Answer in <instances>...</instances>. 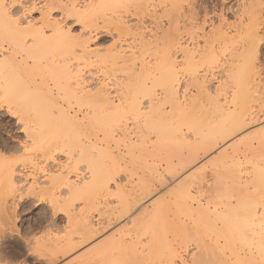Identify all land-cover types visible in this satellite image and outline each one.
Returning <instances> with one entry per match:
<instances>
[{"label": "bare ground", "instance_id": "bare-ground-1", "mask_svg": "<svg viewBox=\"0 0 264 264\" xmlns=\"http://www.w3.org/2000/svg\"><path fill=\"white\" fill-rule=\"evenodd\" d=\"M44 1L46 3H41V8L32 4L20 7L24 14L22 20L16 17L17 11L13 12L16 9L11 12L6 0H0L7 5L6 8L0 7V104L8 107L13 105L14 113H20L22 120H25L23 125L21 124L26 133L24 151L41 149L50 154L61 152L64 157L54 161L56 169L45 171L43 177H39L41 180L34 179L31 182L28 179V175H33L31 172L25 175V169L17 165V162L5 159L0 153V205H7L9 200H15L26 192L48 202L55 200L62 206L69 230L60 235L61 237L57 236V233L51 234L53 230L49 231L50 234L41 237L37 243L36 240L34 242L41 251L52 257L59 252L64 256L68 255L71 250L89 242L109 228L114 221L129 218L130 226L126 225L127 229L124 226L125 229L119 227L121 230L111 231L109 236L106 235L107 237L88 247L89 249L84 248L86 251L83 250V253L81 250L80 254L76 252L75 258H72L78 264H178L182 259L178 258L177 245L189 250L187 244L190 245V242L194 245V250L190 253L193 257L192 264H264L263 125H260L258 130L245 134V137L237 138L234 144L231 142L230 149L221 148L226 144L229 146L232 138L264 118V96L263 99L258 96L262 102H259L260 105H256L258 102L252 105L250 99L251 91L261 89L258 87L259 82L264 80L258 72L260 64L257 67L253 62L254 56L252 57L258 51V42L262 40L258 23L254 21L256 17L257 21L264 20L262 15L258 18V15L262 14L263 0H249V5V1H246V4L242 2L244 10H250L252 24L246 28L243 26L240 32L235 29L242 33L239 35L245 42L242 41L244 45L236 48L231 44L230 47L233 46L235 51L227 54L228 59L223 52L235 39V33L231 36L226 31L230 28H227L230 22H226L228 25L225 23V10L222 8L221 14L218 15L223 25L216 28L213 26L216 22H210L213 27L208 32L204 31L203 35L200 34L205 43L203 48L199 45L201 49L197 47L199 43L196 44L197 49L186 46L182 48L180 45L183 57L181 61L177 60L171 51L172 45H178V42H172L169 46L171 48L163 49L164 45L158 44L156 37L152 42H156V48H161L154 50L150 45L146 47L149 41L139 35L142 45L139 43L141 48L139 46L138 51H113V44V49L105 52L103 48V53L99 47H90L92 35L88 34L90 37L86 38L85 34L86 39L77 42L76 38L72 40L73 33L70 28L65 26L66 23L63 24L64 18L75 17L86 28L96 27L98 22H102V26L104 22H107L106 25L116 22L117 28L126 22L122 19L123 15L118 14L124 3L136 2L138 7L134 4L135 9L137 7L138 10L146 12L150 10L148 2L151 0ZM193 1L189 3L194 5L196 2ZM178 2L180 6L183 1ZM174 3L170 5L178 6ZM142 5L147 8L144 9L145 6ZM193 5L189 8L191 11L187 7L189 13L195 7ZM36 8L41 14L38 19L32 16L34 11H38ZM57 10L61 11L63 17L57 19L52 16L53 11ZM195 10L194 18H197ZM133 12L132 14H135V11ZM164 12L167 13L165 10ZM140 14L142 16L144 13H139V17ZM190 16H193V13L187 16L189 21L192 18ZM203 20L204 27L207 18ZM171 22L178 23L176 20ZM191 23L196 24L194 21ZM237 23L239 24L238 21ZM217 24L219 25V21ZM127 26L126 24V28L133 27L132 24V27ZM174 26L172 25L173 32ZM136 27L139 26L133 28L136 30ZM191 27L194 28L192 25ZM122 28L121 26V30ZM128 30V33L131 32ZM135 30L132 31L134 34L140 29ZM163 33L161 37L164 38L168 37L166 34H170ZM134 34L132 36L137 37L139 32ZM197 35L195 36L198 37ZM164 38L160 41L158 37V42L166 43ZM252 52L255 54H251ZM148 53L151 56L153 54L154 58L148 59ZM223 57L226 64L223 63ZM93 65L105 73V78L110 75V79L116 72H121V77L118 76L119 79L114 83L113 79L109 80L110 84L107 80H101L95 85H86L83 68ZM219 67L222 72L219 77L221 82H217V88L213 85L215 89H211L208 84L209 72H215L214 69ZM183 74V77L187 78L186 85L197 89L196 94L190 90L193 94L187 96L188 98L183 97L189 94L185 92L182 95L183 91L181 93V87L184 86ZM113 78L116 79L115 76ZM110 86H113L118 94L110 90ZM112 92L119 97L115 99ZM76 104L78 109L72 113L70 109ZM64 105H68V109ZM78 112L83 113L82 116ZM99 130L103 132L102 137L94 136ZM252 139L258 140L255 145L259 148L254 146L261 151L258 152L252 147ZM112 140L116 141L114 143L124 142L125 150L121 151V154L119 150L118 154L113 151L114 147L110 144ZM259 141L263 142V145L260 144L262 149L259 146L262 142ZM220 144L222 153H219ZM241 144L243 145L240 146ZM115 145L119 148L118 144ZM244 146L249 153L255 150L252 156L250 154L245 157L247 152L241 148ZM217 147L219 152L216 157L206 160L213 165L212 168L209 167L210 173L204 161L200 162L204 166L193 170L196 161L203 157V154H211ZM134 153L139 155L137 157L142 162L135 159ZM127 154L131 156L129 161ZM149 158L153 160L152 163L148 162ZM122 161L125 162L124 167L121 166ZM130 162L147 169L143 175L141 173L140 177H137V181L132 177L140 169H133L135 173H132L133 170L130 171L129 168L134 165L128 168ZM247 163L249 165H246ZM127 168L131 172L130 175L122 172L127 171ZM187 168L189 171L193 168V171L186 174ZM120 173H123L125 178ZM179 174L186 175L179 179ZM175 177L177 178L173 182L177 183H174L170 190L168 188V194L159 195L161 197H155L153 200L146 199L155 193L156 189L159 190L160 186L165 187L168 180L170 181L169 178L172 180ZM123 180L126 182L122 184ZM111 203L114 206L111 207ZM109 206L111 208H108ZM138 209L137 215L132 217V213ZM103 212L109 214L102 216L100 222L96 223L95 214L100 217ZM180 250L183 249L179 248ZM176 258L179 259L178 262ZM184 261H181V264H187Z\"/></svg>", "mask_w": 264, "mask_h": 264}, {"label": "rangeland", "instance_id": "rangeland-1", "mask_svg": "<svg viewBox=\"0 0 264 264\" xmlns=\"http://www.w3.org/2000/svg\"><path fill=\"white\" fill-rule=\"evenodd\" d=\"M26 3H24V2ZM6 0V2L8 3V8H9V6H10V8H9V10L12 12L14 9H16V10H14L13 12H16L17 11V14L16 15H18V16H16L17 18H20V19H22L23 20V18H24V14H23V12H21V10H22V8H20V7H27L29 4H32L33 6L35 5L36 7H42L45 3H46V1H44V0ZM27 1V2H26ZM31 1V2H30ZM149 1V0H148ZM171 1V0H170ZM168 1V0H151V1H149L148 2V9H150V10H145L146 12H143L144 10H138L137 9V5H136V2H129L130 3V5H129V3L128 2H126V3H124L123 5L126 7V8H124V6H123V8L121 9L120 8V11H119V15L121 14V16H122V19L124 20V21H126V22H124V25H123V23H121V25H119L117 28L115 27V25L117 24L115 21H116V19L113 21V22H115V23H109V24H107L106 25V23L107 22H104V26H102L101 24H102V22L100 23V22H98L99 24L95 27H92V26H88L87 28H86V26L85 25H83V23L82 22H80L79 20H76L75 19V17H69V18H67V19H63L64 21V23L63 24H65V26L66 27H69L70 28V32L72 31V33H73V36H72V33H70V35L73 37L72 38V40H74L75 38L77 39V40H75V41H77V42H79L78 40H80V41H82L84 38H85V34H86V38L88 37H90L88 34H90V35H92V37H90L91 39H90V47H93V46H95L94 47V49H97L98 47V49H101L100 51L101 52H103V48L105 49V52L106 51H109V50H111V49H113L114 48V46H113V44L115 45V48H114V50L113 51H118V50H120V51H122V52H124V50H125V52H131L132 50H136V51H138V47L140 46V45H142V41H141V38L139 39L138 37H139V35L141 36V35H143L144 36V40L146 39L147 41H149V43H147V45H146V43H145V45H146V47H149V45H150V47L151 48H154V50L155 49H159V48H161V47H155L154 46V44L156 43V42H152L156 37H157V43L158 44H160V43H162V44H160V45H164V47H162L163 49H165L166 47H168L167 49H169V48H171V47H169L170 45H172L173 43L175 44L176 42H178L179 44L178 45H172V53H174V55H175V57L177 58V60H179V61H181L182 59H183V57H182V50H181V47L182 48H184L185 46L186 47H191V48H195V49H197L196 48V44H198L197 45V47L199 48V49H201V48H203V44H205V43H203L204 42V37H202L200 34H202L203 35V32L205 31V32H208L209 31V29L210 28H212L213 26H215L216 28H217V26H221V25H223L222 23H220V18H219V15L221 14L220 12L224 9L225 10V23L228 21V22H230V23H226L228 26H227V28H229V30H226L227 32H228V34L229 35H231V36H234V33H235V37H233V38H235L234 40H233V42H230V44H228V48H230V50L228 49H226V51L225 52H223L224 53V56H225V58L226 59H228V55H229V53H231V51H235V48L236 47H239V46H242V45H244V40H242V38L243 37H241L240 35H242V33H239L240 32V29H242L243 28V26H244V28H246V26L248 25V26H251V16H249V14H251L250 13V10H247V11H245L244 10V7H242V6H244V4H246L247 2L246 1H249V0H174V1ZM178 1H183L181 4L182 5H180L179 6V2ZM196 2V3H194V5L192 4V3H189V2ZM238 1V2H237ZM241 3H240V2ZM251 1V0H250ZM250 1L248 2V5H249V3H250ZM262 0H259V2H261ZM264 1V0H263ZM261 2V13L262 14H259L258 16V18H264V2ZM40 2V3H39ZM44 2V3H43ZM152 2V3H151ZM159 2V3H158ZM169 2V3H168ZM174 2H176V5H178V6H176V7H178V8H176V7H172L170 4H172V5H174L175 3ZM226 2V3H225ZM242 2H244V4H242ZM246 2V3H245ZM20 3H22V4H20ZM36 3V4H35ZM41 3L43 4V5H41ZM151 5H150V4ZM224 3V4H223ZM237 3V4H236ZM134 4L137 6L136 7V9H135V6H134ZM233 4V5H232ZM235 4V5H234ZM19 5V6H18ZM25 5V6H24ZM32 5H31V7H32ZM127 5H129V6H127ZM150 5V6H149ZM154 7H153V6ZM186 5H191V7H192V5L193 6H195V7H193V8H195L194 10L196 11V15L198 16L197 18H194L195 17V12H194V10H193V8H192V12L191 13H193V16H190V18H191V21H189V17L187 18V16H189V15H191V13H189V11H191V9H189L190 7H188V9H189V11L187 10V7H186ZM241 5V6H240ZM30 6V5H29ZM121 6V7H122ZM142 6H145V5H142ZM183 6V7H182ZM236 6H238V7H236ZM247 6V5H246ZM40 7V8H41ZM203 7V8H202ZM230 7V8H229ZM231 7H233L232 9H231ZM130 10H129V9ZM147 7L145 6V8L144 9H146ZM172 8V10L170 11V9ZM198 8V9H197ZM223 8V9H222ZM239 8V9H238ZM126 9V10H125ZM135 9V10H134ZM142 9V8H141ZM179 9V10H178ZM217 9V10H216ZM231 9V10H230ZM242 9V10H241ZM36 10H38L37 8H36ZM122 10V11H121ZM138 12H137V11ZM164 10L165 11H167V13H165L164 12ZM169 10V11H168ZM205 10V11H204ZM219 10V11H218ZM232 10H235V11H232ZM237 10V11H236ZM241 11V12H239V11ZM244 10V11H243ZM124 11V12H123ZM133 11H135V14H132V13H134ZM181 11V12H180ZM188 11V12H187ZM199 11V12H198ZM243 11V12H242ZM20 12V13H19ZM121 12V13H120ZM138 13V15H137V13ZM176 12V13H175ZM180 12V13H179ZM209 12V13H208ZM19 13V14H18ZM123 13V14H122ZM139 13H144V14H142V16H141V14H140V17H139ZM189 13V14H188ZM235 13H237V15H235ZM171 14V15H170ZM187 14V15H186ZM202 14V15H201ZM219 14V15H218ZM239 14H241V15H239ZM133 15H135V16H133ZM168 15V16H167ZM171 17H170V16ZM173 15H175V17L176 16H178V18H175ZM182 15H184V17L182 16ZM260 15H262L261 17H260ZM32 16L33 17H35L36 19H38L39 17H41V14H40V10H38V11H34L33 13H32ZM52 16L54 17V18H57V19H59V17L61 18V17H63L62 16V14H61V11L59 10H57V11H53V13H52ZM138 16V17H137ZM172 16H173V18H172ZM203 16V17H202ZM207 16V17H206ZM244 16V17H243ZM38 17V18H37ZM129 19H128V18ZM219 19H218V18ZM236 17V18H235ZM140 20H139V19ZM180 18V19H179ZM182 18V19H181ZM187 20V21H184L185 19ZM193 18L195 19V20H193ZM204 18H207V24L205 23V28L203 27V23H204ZM245 20H244V19ZM134 19V20H133ZM171 19V21H178V23L177 24H175V22H171V21H169ZM211 19V20H210ZM238 19V20H237ZM132 20V21H131ZM213 20V21H212ZM258 19H257V17H256V20L254 21V23H258L257 24V26H259V35H260V39H261V37H262V40H260L259 42H258V44H257V49H258V51H257V49H256V51L257 52H252L251 54H255V55H252V57H253V59H254V63L256 64V66L257 65H259V67H258V72L261 74L260 76H261V79H264V20L262 19H259L260 21H257ZM127 21H129L128 23H127ZM134 21V22H133ZM189 21V22H188ZM195 22L196 24L195 25H193V23H191V22ZM218 21H219V25L217 24L218 23ZM237 21L239 22V24L237 23ZM246 23H245V22ZM262 21V22H261ZM134 24H133V23ZM172 23V25L174 26V24H175V26L173 27V29H174V31L175 32H173V30H172V25L170 24V23ZM180 22H182V23H186L185 24V28L183 27V25L184 24H182V23H180ZM202 23V26H200L201 25V23ZM209 22V23H208ZM210 22H213V23H215L216 22V24L215 25H213V23H210ZM233 22V23H232ZM180 23V24H179ZM190 23V24H189ZM198 23H200V24H198ZM238 24L239 25V27H237L238 25H236V24ZM251 23V24H250ZM126 24H128V26H131V24H132V26L134 27V26H136V25H138L139 27V29L140 30H137L138 28L136 27V30L139 32V34H138V36L137 37H133L132 36V34H134V32H132V31H134L135 30V28H133L132 26V28H126L125 26H126ZM143 24V25H142ZM213 26H212V25ZM243 24V25H242ZM96 25V24H95ZM101 25V26H100ZM110 25V26H109ZM191 25L192 26H194V28H192L191 27ZM196 25H197V27H196ZM117 26V25H116ZM121 26L123 27V28H125L124 30H123V28H122V30H121ZM127 26V27H128ZM169 26V27H168ZM182 26V27H181ZM198 26H199V28H198ZM231 26H235L234 27V29H233V27H231ZM84 27V28H83ZM100 27V28H99ZM115 27V28H114ZM140 27H142V28H144V29H142V28H140ZM178 27V28H177ZM201 27V28H200ZM95 28V29H94ZM96 28H98V29H96ZM119 28V29H118ZM176 28L178 29L177 31H176ZM180 28V29H179ZM204 30H203V29ZM258 28V27H257ZM85 29V30H84ZM127 29H129L131 32H129V33H131V34H129L126 30ZM133 29V30H132ZM185 29V30H184ZM235 29H239V32H238V30H235ZM263 29V30H262ZM128 30V31H129ZM135 30V31H136ZM145 30V31H144ZM166 30V31H165ZM170 30V31H169ZM126 31V32H125ZM142 31V32H141ZM163 31H165L166 33H168V32H170V34L168 33V35L166 34V36H168V37H166V38H164V37H161V35H162V33H163ZM168 31V32H167ZM193 34H191L190 32ZM193 31V32H192ZM194 31H196L195 33H194ZM197 31H198V35H197ZM88 32V33H87ZM91 32H92V34H91ZM138 32H136L134 35H137V33ZM141 32V33H140ZM147 32H148V35H147ZM164 32V33H165ZM176 32H178V33H176ZM233 32V33H232ZM163 33V34H164ZM174 33H176V35H174ZM232 33V34H231ZM79 34H80V36H79ZM114 34V35H113ZM127 34H129V35H127ZM153 34H155L154 36H153ZM177 34H178V36H177ZM188 34H190V35H188ZM240 34V35H239ZM88 35V36H87ZM145 35H147L146 37H145ZM151 35V36H150ZM171 35H174V37H178L177 39H175L173 36H171ZM195 35H197L198 37H196ZM199 35H200V37H199ZM114 36V37H113ZM148 36L152 39H150V38H148ZM153 36V37H152ZM163 36V35H162ZM182 36V37H181ZM192 36V37H191ZM239 36V37H238ZM94 37V38H93ZM134 39H133V38ZM158 37H159V39H160V41L162 40V38H164V42H166V43H164L163 44V42H158ZM202 37V38H201ZM85 38V39H86ZM136 38V39H135ZM137 38H138V40H137ZM183 38V40H181ZM200 40H199V39ZM239 38H241L240 40H239ZM181 41H180V40ZM202 39V40H201ZM244 39V38H243ZM137 40V41H136ZM172 40V41H171ZM179 40V41H178ZM163 41V40H162ZM186 41V42H185ZM242 41H244V42H242ZM117 42V43H116ZM150 42H152V43H150ZM170 42H171V44H170ZM173 42V43H172ZM139 43H140V45H139ZM188 43H190V44H188ZM243 43V44H242ZM129 44H132V46L130 45L129 46ZM157 44V45H158ZM233 45L232 46V48L230 47V45ZM123 45V46H122ZM153 47H152V46ZM168 45V46H167ZM180 45H181V47H180ZM188 45V46H187ZM199 45L200 46H202L201 48L199 47ZM122 47V49L121 48H119V47ZM125 46V47H124ZM184 46V47H183ZM195 46V47H194ZM102 47V48H101ZM131 47V48H130ZM106 48H109V49H107L106 50ZM119 48V49H118ZM140 48H141V46H140ZM173 48H175L174 50H173ZM234 48V49H233ZM91 49H93V48H91ZM116 49V50H115ZM132 49V50H131ZM161 50V49H160ZM157 51H159V50H157ZM105 52H103V53H105ZM124 52V53H125ZM129 53H127V54H129ZM178 54V56H177V54ZM228 54V55H227ZM148 55H150L149 53H148ZM148 55H147V57H148ZM154 58V55L152 54V56L150 55V57L148 58V59H150V58ZM182 57V58H181ZM224 57H223V63L224 64H226L225 63V59ZM252 59V58H251ZM256 60V61H255ZM260 63H259V62ZM73 62H75L74 60H73ZM72 62V63H73ZM86 67V68H85ZM83 68V67H82ZM92 69V70H91ZM98 69V70H97ZM83 73H84V75H85V82H86V85H95L97 82H99V81H103L104 80V82L107 80L108 81V83H109V80H111V79H113V83H114V81L115 80H117V79H119V77H121V72H116L117 74L115 75V74H112L111 76L112 77H110V79H109V76H108V79H107V76H106V78L104 77L105 76V73H103V71H101V69H99L96 65H93V66H84V68H83ZM89 70V71H88ZM220 70H221V68L219 67V68H217V69H214V71L216 72H212V73H210L209 72V82H208V84L210 85L209 87H212L213 85V87H216V86H218L219 84H217V82H219L220 81V78L219 77H221V73L222 72H220ZM97 71H98V73H97ZM261 71V72H260ZM88 73H90V74H88ZM96 73V74H95ZM119 73V74H118ZM218 73H220V74H218ZM263 73V74H262ZM98 74V75H97ZM216 74V75H215ZM102 76V77H101ZM116 77V79H114L113 77ZM119 76V77H118ZM184 76V74L182 75V80H183V84H182V86L183 87H181V93H182V91H183V93H182V95L185 93V94H189V95H185L183 98H188L187 96H190V94L192 95L193 93H197V89H195V87H193L192 85H186L187 83L185 82L186 80H187V78H185V77H183ZM212 76V77H211ZM97 78H99V79H97ZM104 78V79H103ZM211 78H214V79H211ZM186 79V80H185ZM211 80H212V82H211ZM106 81V82H107ZM93 82V83H92ZM110 82H112V81H110ZM221 82V81H220ZM257 82V81H256ZM258 82H259V78H258ZM257 82V83H258ZM88 83V84H87ZM91 83V84H90ZM113 83H111V84H113ZM264 80H261L260 82H259V88H261V89H258V91H251V95H249V96H251V104L253 105V103H254V105L256 104V105H260L262 102L260 101V99L258 98V96L259 97H262V99H263V94H264ZM110 84V83H109ZM217 84V85H216ZM109 86V85H108ZM113 86H114V84H113ZM113 86H112V88H111V86H110V90H112V91H114V89L115 88H113ZM188 86V88H186ZM261 86V87H260ZM211 88V89H215V88ZM217 88V87H216ZM183 89H185V90H183ZM193 92H191V91ZM196 90V91H195ZM115 91H116V89H115ZM114 91V92H115ZM114 92H112V95L114 96V98L115 99H117V97H119V96H115L116 94H118V93H116L115 95L113 94ZM158 92L160 93L161 91L160 90H158ZM157 92V93H158ZM252 92H253V94H252ZM256 92V93H255ZM158 93V94H159ZM225 94H227V95H229V93H226V92H224ZM258 93V94H257ZM194 94V95H195ZM160 95V94H159ZM262 95V96H261ZM253 96L255 97L254 99H253ZM257 96V97H256ZM224 97V96H223ZM256 99H259V100H256ZM261 99V100H262ZM259 102H261V103H259ZM263 105V104H262ZM12 106V107H11ZM64 107L65 108H67L68 109V105H64ZM73 107L74 108H71L70 109V111H72V113L76 110V109H78V106H77V104L76 105H73ZM13 108V109H12ZM10 109V110H9ZM15 111V108L13 107V105H10L9 107H8V105H5V104H0V144H2V148H0V153H1V155H2V157L4 156V158L5 159H8V160H11L10 162H13V161H15V162H17L16 164L18 165H20V167L21 168H23V169H25V171L27 172V173H25V175L26 174H29L30 172V174H33V175H28V179H30V181L32 182V180H34V179H40V178H42L43 177V175H44V173H46L47 172V170H49V169H56L57 167H54L55 165H53V163H54V161L55 162H57V161H59V160H61L60 159V157L61 158H63L64 157V155L61 153V152H55L54 154H50L49 152L47 153V152H44V151H42L41 149L40 150H35V151H33V150H29V151H24V146H25V144H26V139L24 138V137H26V133H25V131H23V127H22V125H23V123H24V121L22 120V118H21V114L20 113H17V112H15L14 113V111ZM78 114L80 115V116H82V114L83 113H80V112H78ZM19 119V120H18ZM263 120V121H262ZM261 122V123H260ZM258 123V124H257ZM264 118L263 119H261V120H259V121H257V122H255V124L253 125H250L249 127H247V128H245L243 131H242V133L241 134H239L238 136H236V137H234V138H232L230 141H229V143H228V145L229 146H227V144L226 145H224V146H222L221 147V144L218 146L219 148L221 147V148H229L230 149V144H231V142H233V144H234V141L235 142H237V138H242L241 136H244L245 134L247 135V133H252V132H254V131H256V130H258L259 129V127H260V125H263L262 127H264ZM22 124V125H21ZM256 127V128H255ZM261 127V128H262ZM101 130H99V132L98 131H96L97 133H99V134H96V132L93 134L94 136L95 135H99L100 137H102V135H103V132L101 131ZM244 131H245V133H244ZM249 133V134H250ZM92 135V134H91ZM245 135V136H246ZM244 136V137H245ZM91 137H93V136H91ZM94 138V137H93ZM118 138V137H117ZM251 138V137H250ZM250 138H248V142H249V140H250ZM234 139V140H233ZM233 140V141H232ZM247 140V139H246ZM256 140L257 139H252L251 140V142H252V147H254V149H257V148H259L257 145H255L256 144ZM261 140H262V138H261ZM113 141V142H112ZM112 141H110V144L112 145V148H113V151L116 153V154H118V150L120 151V153L119 154H121V151H124L125 150V148H124V145H123V143L124 142H118V143H114V142H116L115 140H112ZM263 141V140H262ZM262 141H259V142H262ZM245 143H247L246 141H245ZM254 143V144H253ZM115 144H118L119 146V148H116V146L117 145H115ZM257 144H258V140H257ZM260 144H262L263 145V142L262 143H259V146H260V148H261V145ZM115 145V146H114ZM232 145V144H231ZM243 144H241L240 146H242ZM245 145H247L248 146V144H245ZM257 146V148L255 147V146ZM121 146V147H120ZM227 146V147H226ZM249 146H251V143H250V145ZM217 147V150L215 149V151H213V153H211V152H209V153H211V154H215L214 156H211V154H208V153H206V155L205 154H203L204 156L203 157H200L199 158V160L198 161H196L195 163V167H194V169L193 170H195V169H198V167L200 168V167H202V165L203 164H201L203 161V163H204V165L207 167H205L206 169H207V171L210 173L211 171H209L210 170V168L209 167H211L212 168V164H209V160H213L212 158H215L216 157V153H218L219 151V153H222L221 151L223 150V149H219ZM251 147V148H252ZM241 148H243L244 149V151L245 152H247V147L246 146H244V147H241ZM262 148H264V146L262 147ZM261 148V149H262ZM4 149H7V151H4ZM218 149H219V151H218ZM246 149V150H245ZM248 149H249V147H248ZM253 149V148H252ZM252 149H251V151H252ZM250 150V149H249ZM39 151V152H38ZM253 151H255V150H253ZM252 151V152H253ZM256 151H261L260 149L258 150H256ZM27 152V153H26ZM44 152V153H43ZM252 152H247L246 153V158H247V156H250V154H251V156H252ZM29 153V154H28ZM43 153V154H42ZM124 154H125V152H123ZM137 153V152H136ZM136 153H134V155L136 156L135 157V159L137 160V161H139V162H142V160H140L139 159V157H137V156H139L138 154H136ZM40 154V155H39ZM43 155V157H41L42 155ZM50 154V155H49ZM36 155H38V156H36ZM143 155V154H142ZM145 155V154H144ZM219 155V154H218ZM241 156H242V154H240ZM28 156H30L29 158L32 160H30L29 158H28ZM32 156V157H31ZM127 161H129L130 159H131V156L129 155V154H127ZM208 156V157H207ZM42 159H41V158ZM55 157V158H54ZM142 157H144V156H142ZM142 157H141V159H142ZM205 157V158H204ZM35 158V159H34ZM58 158H59V160H58ZM138 158V159H137ZM209 158V160L208 161H206L207 159ZM242 158H244L243 156H242ZM249 158V157H248ZM145 159V158H144ZM175 159V158H174ZM17 160V161H16ZM31 162H30V161ZM176 160V159H175ZM202 161V162H201ZM38 162V163H37ZM46 162V163H45ZM148 162H150V163H152L153 162V160H151V158H149V161ZM199 162V163H198ZM201 162V163H200ZM208 162V163H207ZM32 163V164H31ZM48 163V164H47ZM123 163H125V162H123L122 161V167H124V165H123ZM162 164H164V161H162ZM197 164H199V165H197ZM38 165V166H37ZM131 165H134V164H132L131 162L130 163H128V168L131 166ZM203 165V166H204ZM211 165V166H210ZM246 165H249L248 163L246 164ZM41 166V167H40ZM45 166V167H44ZM50 167V168H49ZM121 167V168H122ZM44 168V169H43ZM127 168V169H128ZM191 168V167H190ZM129 169H131L130 171H132L133 169H135V171H137V170H139V171H137V173H135V171L133 170L132 171V173H135L134 175L133 174H131V176L133 175V177H132V179L135 181V179H136V181H137V177H140V174L142 173V175H143V172L145 173L146 172V168L145 167H143V166H141L140 164H135L134 165V167H132L131 166V168H129ZM129 169L127 170V171H123L122 170V172L125 174V175H127L130 171H129ZM137 169V170H136ZM188 169V168H187ZM187 169H186V171H187ZM191 169V171H193ZM205 169V170H206ZM190 169H188V171H187V173L186 174H188V172H191V171H189ZM38 171V172H37ZM46 171V172H45ZM33 172V173H32ZM123 173H120L121 175H122V177L124 176V178H125V175L123 174ZM131 173V172H130ZM130 173H129V175H130ZM42 174V175H41ZM182 174V173H181ZM181 174H179L178 176H180ZM185 174V175H186ZM120 175V176H121ZM139 175V176H138ZM184 175V176H185ZM42 176V177H41ZM177 176V177H178ZM184 176H182L181 175V178L179 177V179H182V177H184ZM34 177V178H33ZM40 177V178H39ZM171 177V176H170ZM177 177H175V178H173L172 180H171V178H169L170 179V181L168 180V185H169V187H168V185L167 184H165V187H164V185L163 186H160V188H159V190H155V193H153L151 196H148V198H146L147 200L148 199H150V200H153V199H156L155 197H157L158 198V196L159 195H161V196H164V194L166 195V194H168V192H169V190L172 188V186L173 185H175L177 182H173V181H175L174 179H176ZM32 178V179H31ZM129 178H131V177H129ZM178 179V180H179ZM41 180V179H40ZM29 181V182H30ZM126 182V180H123L122 181V184L123 183H125ZM133 181V182H134ZM171 182V183H170ZM175 183V184H174ZM127 184V183H126ZM172 184V185H171ZM163 189H162V188ZM158 188V187H157ZM168 188H169V190H168ZM162 190V191H161ZM166 190V191H165ZM28 194V193H27ZM26 194V192H23L22 194H21V196H19V197H17L15 200H9V203H15L16 204V207H17V209H19L22 205H24L25 203H29V202H31V201H45L44 199H41V198H39V197H36V196H32V195H27ZM157 195V196H156ZM153 196V197H152ZM161 196H159V197H161ZM145 199V200H146ZM19 202H18V201ZM144 200V201H145ZM146 200V201H147ZM48 201V200H47ZM149 202V201H148ZM8 203V204H9ZM144 203H146V202H144ZM111 207L112 206H114V204L113 203H111V205H110ZM108 207V208H111V207ZM109 210V212H111V210L110 209H108ZM139 211V209L135 212V213H132V217H135L136 215H137V212ZM109 212H107L108 214H109ZM107 213H101V215H100V217L98 216V217H96L97 216V214H95V216H94V220H96L95 222L97 223V222H100V218H103L102 216H104V215H106ZM135 214V215H134ZM37 215H39V213H37ZM99 215V214H98ZM128 217H124V218H122V219H119V220H117V221H114V223L112 224V225H110L109 226V228L107 227L103 232H101V233H99L97 236H95L94 238H92L89 242H87V243H85V244H83V245H81V246H79L78 248H75L74 250H71L70 252H68V255H65L64 256V254H61L60 252L59 253H57V255L55 254L54 255V259H56L58 262H62V261H65V260H67V261H72L73 260V258L72 257H74V255H76L75 253L76 252H79V254H80V252L81 253H83L84 251L83 250H85L84 248H90L93 244H95V243H97V242H99L100 240H103L104 238H105V236L107 235V236H109L111 233V231L112 232H114V231H116L117 229H119V227H121V229L123 228V229H125L124 227H126V229L128 228V226H130V224L128 223ZM2 220V221H1ZM16 223H17V232H18V234H19V238H11V239H9L8 241H7V243H8V245L13 249V250H15V251H17V252H22V253H26L27 255L24 257L25 259H31L32 260V264H37V261H43V260H45L49 255H47L46 253H44L43 251H41L39 248H38V246H37V244L35 245V240H36V243H37V241L38 240H40L41 239V237L43 238V236H46V235H48V233L50 234V232L49 231H52L51 232V234H55V233H57V236H62V235H64L65 234V231H67V230H69V224L67 225V216H66V214L64 213V212H57L54 216H53V218L49 221V220H47V219H45V221L43 222V223H41L40 221H38V220H36V217L35 216H32V215H30L27 211H21L20 212V215L17 217V220H16ZM52 223V224H51ZM21 224H23L25 227L24 228H21L20 227V225ZM56 224V225H55ZM0 225H3L4 227H7V224L4 222V220L3 219H0ZM99 225V224H98ZM126 225H128V226H126ZM47 226V227H46ZM100 226V225H99ZM124 226V227H123ZM45 228H46V230H45ZM60 228V229H59ZM121 229H119V230H121ZM60 230V231H59ZM114 230V231H113ZM46 231V232H45ZM48 231V232H47ZM45 232V233H44ZM44 233V234H43ZM47 233V234H46ZM60 233H63V234H60ZM53 234V235H54ZM60 236V237H61ZM106 236V237H107ZM103 238V239H102ZM96 239H98V241L96 240ZM192 244H193V242H192ZM191 244V242H190V245H189V243L187 244L188 246V248H189V250L187 249L186 250V247H185V249H184V247H180V246H178L177 245V247H178V258L181 260V261H184V259H185V261L184 262H187V264H192V260H193V257L191 256V254L190 253H192V251L194 250V249H192V247L194 246V245H192ZM85 246V247H84ZM88 248V249H89ZM179 248L180 249H183V250H180L179 251ZM194 248V247H193ZM38 249V250H37ZM77 249V250H76ZM79 250H81V251H79ZM86 251V250H85ZM191 251V252H190ZM41 253V254H39V255H36V253ZM72 252V253H71ZM194 253V252H193ZM78 254V253H77ZM181 255V256H180ZM189 255H190V257H189ZM193 255V254H192ZM70 256V257H69ZM180 257H182V258H180ZM75 258V257H74ZM178 258H176V262H178L179 261V259ZM178 259V260H177ZM181 261H179L178 262V264H181L182 262ZM191 262V263H190ZM177 264V263H176Z\"/></svg>", "mask_w": 264, "mask_h": 264}, {"label": "snow or ice", "instance_id": "snow-or-ice-1", "mask_svg": "<svg viewBox=\"0 0 264 264\" xmlns=\"http://www.w3.org/2000/svg\"><path fill=\"white\" fill-rule=\"evenodd\" d=\"M0 7L6 8L7 5L0 2ZM191 7V5H186ZM0 144V148H2ZM7 151V149H4ZM21 211H27L30 215L35 216L36 220L43 223L45 219L51 220L57 212H63L64 208L57 204L55 200L48 201H31L25 203L19 209H17L15 203H9L7 205H0V219H3L7 224V227L0 225V264H32L31 259H25L26 253L17 252L13 250L7 243L11 238H19L17 232V217ZM39 213V215H37ZM21 228L25 226L20 225ZM36 255H39L37 252ZM37 264H78L76 260L58 262L51 255L43 261H37Z\"/></svg>", "mask_w": 264, "mask_h": 264}]
</instances>
